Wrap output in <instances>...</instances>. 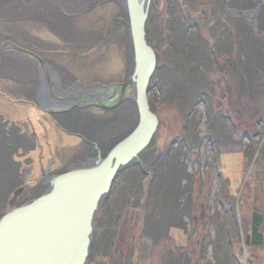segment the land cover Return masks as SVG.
I'll return each instance as SVG.
<instances>
[{
    "label": "rangeland",
    "instance_id": "1",
    "mask_svg": "<svg viewBox=\"0 0 264 264\" xmlns=\"http://www.w3.org/2000/svg\"><path fill=\"white\" fill-rule=\"evenodd\" d=\"M146 28L158 126L127 164L148 170L142 199L117 184L111 246L85 264H264L246 243L264 226V0H150ZM135 65L125 0H0V217L17 186L19 206L135 129Z\"/></svg>",
    "mask_w": 264,
    "mask_h": 264
},
{
    "label": "water",
    "instance_id": "2",
    "mask_svg": "<svg viewBox=\"0 0 264 264\" xmlns=\"http://www.w3.org/2000/svg\"><path fill=\"white\" fill-rule=\"evenodd\" d=\"M125 3L136 64L133 82L138 125L105 157L99 154L57 176L56 186L40 197L16 206L24 188L14 190L9 201L12 207L0 219V264H85L102 196L112 188L121 166L143 163L139 154L150 144L158 126L148 94L157 54L146 38L150 0Z\"/></svg>",
    "mask_w": 264,
    "mask_h": 264
},
{
    "label": "trees",
    "instance_id": "3",
    "mask_svg": "<svg viewBox=\"0 0 264 264\" xmlns=\"http://www.w3.org/2000/svg\"><path fill=\"white\" fill-rule=\"evenodd\" d=\"M191 30V29H190ZM189 30V31H190ZM187 31V30H185ZM188 31V32H189ZM146 32H147V28H146ZM190 33V32H189ZM148 40V38H147ZM154 76H152L150 84L148 89L150 90V88L153 85V79ZM149 102H150V107L151 110H153V99H151L149 97ZM0 121H5L4 123H7L6 120L2 118V116H0ZM31 138L26 139L25 137H23V135L21 134L22 138L21 140H25L28 143L26 145L29 144V141L31 142L33 140L36 141V139L34 137H32V135H30ZM125 138V137H123ZM123 138H121L120 140H118L117 142H115L112 147L114 145H116L119 141H121ZM35 141H32V144H30V146H28V150H33L36 146H35ZM23 147V145H19L18 148ZM111 147V148H112ZM110 148V149H111ZM109 152V151H108ZM142 153H140V158L143 160L144 164L146 165L147 162V158L145 157V155H141ZM180 162H178L175 167H179L180 166ZM160 166V164H159ZM128 171V174H127ZM147 173L148 170H145L139 163L132 165V166H128V165H123L120 167V169L118 170V173L115 177L114 180V185L113 187L110 189V191L106 194H104L100 200L99 203V207L96 211V215H94V217H97V215L99 214V216L97 217V221L96 222V230L94 228V232H93V236H92V241H91V245H90V253H89V258H94L96 252H103L106 253L109 249V246H111V244H109V242L111 241V238L114 237L113 236V232L116 228V223L118 222V220L120 219V212L121 210H119L121 208V206H119V203H112V199H114L115 197L113 196L115 194V188L117 186L118 183L122 182L125 183V181H127L126 183H129L130 185L132 183H136V186H138V191L135 193H130L133 194V196H135L134 198H137L139 200L142 199V193H143V186L145 183V180L147 179ZM154 180L155 177L151 180L150 186H153L154 184ZM125 183V184H126ZM23 187L24 191L23 193H26V187H24L23 185H19L15 188V190L17 188ZM36 186H34L35 188ZM14 192V191H13ZM43 193H38L37 195H33L34 197H29V199L24 200L22 203L26 202V201H30L33 199L38 198L40 195H42ZM127 194L126 196H123V199H130L132 195ZM151 199V197H148V200ZM18 202V201H17ZM114 204V205H113ZM21 205V204H20ZM119 206V207H118ZM99 211V213H98ZM174 215H172V217L166 221L168 222V228L169 227H173L176 225V222H180V218L176 219L173 217ZM3 216L0 217V219ZM161 218V217H160ZM154 219L153 218V222H155L154 224L156 226H163L161 225V219ZM253 227L251 228L250 234L247 237L246 243L253 245V246H260V245H264V226H263V221L261 222V217L259 218L256 214L253 215ZM94 222V223H95ZM100 231H106V233H102V236H100ZM109 237V238H108ZM108 248V249H107ZM105 250V251H104ZM88 258V259H89ZM221 264V263H220Z\"/></svg>",
    "mask_w": 264,
    "mask_h": 264
},
{
    "label": "crops",
    "instance_id": "4",
    "mask_svg": "<svg viewBox=\"0 0 264 264\" xmlns=\"http://www.w3.org/2000/svg\"><path fill=\"white\" fill-rule=\"evenodd\" d=\"M47 135H48V133H47Z\"/></svg>",
    "mask_w": 264,
    "mask_h": 264
}]
</instances>
